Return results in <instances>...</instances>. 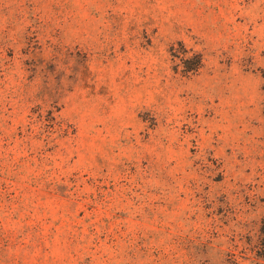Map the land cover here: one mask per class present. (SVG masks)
<instances>
[{
  "label": "rangeland",
  "instance_id": "374dc122",
  "mask_svg": "<svg viewBox=\"0 0 264 264\" xmlns=\"http://www.w3.org/2000/svg\"><path fill=\"white\" fill-rule=\"evenodd\" d=\"M264 0H0V264H264Z\"/></svg>",
  "mask_w": 264,
  "mask_h": 264
},
{
  "label": "trees",
  "instance_id": "16d2710c",
  "mask_svg": "<svg viewBox=\"0 0 264 264\" xmlns=\"http://www.w3.org/2000/svg\"><path fill=\"white\" fill-rule=\"evenodd\" d=\"M261 233L263 234L262 240H264V226L261 228Z\"/></svg>",
  "mask_w": 264,
  "mask_h": 264
}]
</instances>
